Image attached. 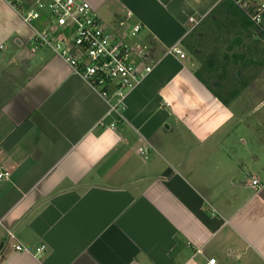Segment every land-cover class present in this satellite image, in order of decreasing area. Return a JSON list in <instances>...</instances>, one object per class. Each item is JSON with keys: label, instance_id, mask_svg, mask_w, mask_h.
<instances>
[{"label": "crops", "instance_id": "0c3cea01", "mask_svg": "<svg viewBox=\"0 0 264 264\" xmlns=\"http://www.w3.org/2000/svg\"><path fill=\"white\" fill-rule=\"evenodd\" d=\"M84 1L152 71L108 115L0 0V264H264V97L246 138L230 105L264 94V17L246 31L227 0Z\"/></svg>", "mask_w": 264, "mask_h": 264}, {"label": "built area", "instance_id": "2783aa9c", "mask_svg": "<svg viewBox=\"0 0 264 264\" xmlns=\"http://www.w3.org/2000/svg\"><path fill=\"white\" fill-rule=\"evenodd\" d=\"M5 1L32 27L33 52L43 46L50 48L94 90L112 99L108 115L119 114L127 93L152 71L151 66L142 67L133 61L134 50L104 30L93 8L84 0ZM252 2L236 1L252 23L263 29L264 1L254 7ZM139 28L136 26L134 31ZM175 52L184 57L180 50L175 49ZM150 148L148 145L140 147V155L147 158ZM9 175L8 170L0 169V181ZM253 185H259V181L253 180ZM7 235L8 239L16 240L12 232ZM14 249L26 251L19 243ZM44 249L45 246L39 247L37 253L41 254ZM215 263V259L208 262Z\"/></svg>", "mask_w": 264, "mask_h": 264}, {"label": "rangeland", "instance_id": "374dc122", "mask_svg": "<svg viewBox=\"0 0 264 264\" xmlns=\"http://www.w3.org/2000/svg\"><path fill=\"white\" fill-rule=\"evenodd\" d=\"M257 1H258V3H262L264 0H257ZM257 28H258V30L260 29L259 27H257ZM260 31H261V29H260ZM249 67L253 68V66H249ZM231 70H233V71H231ZM231 70H230V73L231 74L233 73V75H234L233 78H235L234 79V81H235L237 79V77L235 76L236 69L231 68ZM257 70L258 69H255V68L254 69H250V70H246L245 73L241 74V77L243 78V74H245L244 77L247 80L248 76L249 77L250 76L253 77V74H257L258 73ZM214 80H216V79H214ZM214 80L211 79L210 82H211V84L214 87H216L217 85L214 84ZM221 90H222V93H223L224 89H221ZM262 90H264V87L262 88ZM263 97H264V94L262 96H258V97L251 96L250 95V90H246L244 93H242L238 97H236L233 100H231L230 105H231L232 109H234L236 111L238 116H241V120H240L241 124L238 127H236V131L234 132V134H235L234 136H236L238 139H240L241 137L242 138H244V137L246 138V134L251 129L250 127L247 128L248 127V123L246 121V113H248L249 111H252L254 109L255 105H258V103L263 99ZM261 111L264 114V106L263 105H261L260 112ZM250 123L253 124L254 121H252ZM236 137L234 138L235 142L238 141ZM239 147H241V146L239 145ZM241 148H243V147H241Z\"/></svg>", "mask_w": 264, "mask_h": 264}, {"label": "trees", "instance_id": "16d2710c", "mask_svg": "<svg viewBox=\"0 0 264 264\" xmlns=\"http://www.w3.org/2000/svg\"><path fill=\"white\" fill-rule=\"evenodd\" d=\"M226 1V0H225ZM227 1H229L230 3H231V6H232V9L234 10H236L237 12H239L241 15H243L244 17H245V20L243 19V23H245L244 24V26H246V31L247 30H249L250 29V27H252V21H250V19L248 18V16L246 15H244L243 14V11H242V9L241 8H239V6H237L235 3H236V1L237 0H227ZM245 21V22H244ZM206 85H208V87L211 89V86L207 83V82H205V81H203Z\"/></svg>", "mask_w": 264, "mask_h": 264}]
</instances>
